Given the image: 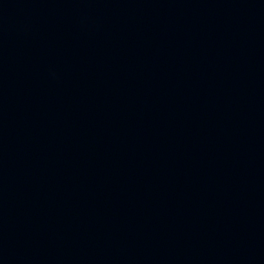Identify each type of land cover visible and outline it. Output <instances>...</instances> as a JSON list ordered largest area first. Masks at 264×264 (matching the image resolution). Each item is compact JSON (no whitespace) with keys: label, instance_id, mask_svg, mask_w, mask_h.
I'll return each mask as SVG.
<instances>
[{"label":"water","instance_id":"water-1","mask_svg":"<svg viewBox=\"0 0 264 264\" xmlns=\"http://www.w3.org/2000/svg\"><path fill=\"white\" fill-rule=\"evenodd\" d=\"M0 264H264V0H0Z\"/></svg>","mask_w":264,"mask_h":264}]
</instances>
